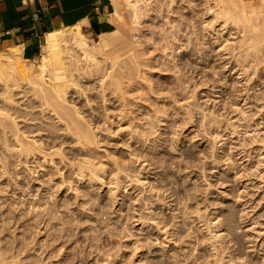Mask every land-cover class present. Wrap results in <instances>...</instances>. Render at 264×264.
Wrapping results in <instances>:
<instances>
[{
	"label": "rangeland",
	"instance_id": "374dc122",
	"mask_svg": "<svg viewBox=\"0 0 264 264\" xmlns=\"http://www.w3.org/2000/svg\"><path fill=\"white\" fill-rule=\"evenodd\" d=\"M187 1L140 0L136 33L116 6L103 45L82 30L123 87L110 105L81 82L85 113H100L81 138L76 123L27 109L29 139L51 149L34 152V171L0 148V264H264V64L236 48L240 24L261 33L264 18L215 22ZM254 49L264 59V40ZM41 60H25L36 76ZM25 88L35 105L46 95Z\"/></svg>",
	"mask_w": 264,
	"mask_h": 264
},
{
	"label": "bare ground",
	"instance_id": "6f19581e",
	"mask_svg": "<svg viewBox=\"0 0 264 264\" xmlns=\"http://www.w3.org/2000/svg\"><path fill=\"white\" fill-rule=\"evenodd\" d=\"M194 1L196 4H207V11L214 12V18L217 19L215 22L219 20L225 22L233 14L242 13L247 19L248 16L245 13L248 10L257 12L264 18V0H216L215 5H211L210 0ZM114 2L116 6L121 8L126 7L130 12L131 19L129 20H132V22L128 21V24L130 23L132 33L139 31L138 25L141 24L143 18L149 15V9L144 6L142 7L140 0H114ZM186 2L188 1L169 0V6L177 5L178 3L185 4ZM113 21L117 23L114 16ZM239 32H242V36L237 43L236 48L239 49L237 56L244 55V60L253 62L256 66L261 65V62L264 64L263 56L259 51H255L254 49L264 40V27L261 33H257L246 24H240ZM110 34L115 35V32H111ZM110 34L101 35L100 41L102 45ZM126 37H129V35ZM125 41H128L130 46L131 41L128 39H125ZM101 44L99 46H102ZM226 65L227 63L224 66ZM33 66V63L27 64L23 60L22 52L18 48L0 52V148L2 147L3 155L6 158H15L18 161L24 159V163L34 162L31 170L36 171L39 168L36 166L38 156L34 152H41L46 149L50 150L51 147L46 148L43 140L40 138L37 140L34 138L29 139V135L37 131H33L32 129L36 126L35 121L38 117L27 111V109H38L42 114L44 111H49L51 114L56 115L59 121L66 122L67 124L76 123L77 126L84 124L86 131H88L92 128L91 121L100 116V113L97 114L93 111L91 114L85 113L84 106L91 107V100L85 98L83 103L81 96L85 94L87 96V93H85L86 88L81 82H87L91 79L89 80L90 86L88 85V89L92 86L102 91V104L107 102L110 105L115 104L116 98L119 96V89L123 86L120 79L114 74L104 72L108 68L113 69V67L107 66L105 68L102 61L98 60L90 49L87 37L79 29L58 30L48 34L41 63L37 66L41 74L36 76L31 68H27ZM46 70L48 74L44 72ZM241 70L243 71L239 67V71ZM127 78L129 79V84L134 82L133 75H128ZM32 81H38L46 92V95L42 98V102L38 105H35L36 100L28 96V93L22 96V93L26 89V83ZM111 85L113 88H111ZM116 95L118 96L115 98ZM28 98H31L32 102L25 103V101H28ZM80 126L82 127V125ZM80 126L76 128L80 135L79 138L82 136V128ZM30 159L33 160L30 161ZM83 163L87 167L92 162L86 159ZM12 164L11 161L7 162L3 167L5 171L1 170L2 173H9ZM137 180L140 181L139 178ZM219 236L218 234H214L215 238Z\"/></svg>",
	"mask_w": 264,
	"mask_h": 264
},
{
	"label": "crops",
	"instance_id": "0c3cea01",
	"mask_svg": "<svg viewBox=\"0 0 264 264\" xmlns=\"http://www.w3.org/2000/svg\"><path fill=\"white\" fill-rule=\"evenodd\" d=\"M115 11L114 0H0V52L18 48L24 61H35L55 31H116Z\"/></svg>",
	"mask_w": 264,
	"mask_h": 264
}]
</instances>
